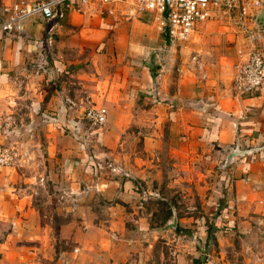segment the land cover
<instances>
[{
    "label": "crops",
    "instance_id": "1",
    "mask_svg": "<svg viewBox=\"0 0 264 264\" xmlns=\"http://www.w3.org/2000/svg\"><path fill=\"white\" fill-rule=\"evenodd\" d=\"M33 1L0 0V19L7 5ZM77 5L0 33V102L28 111L31 167L0 166V264H264V84L233 88L241 34L209 18L170 42L150 12ZM89 103L107 111L91 155ZM131 138L147 151L164 146L182 166H103ZM161 174L179 187L196 179L203 213L182 211L177 197L157 222ZM188 229L206 247L185 243Z\"/></svg>",
    "mask_w": 264,
    "mask_h": 264
},
{
    "label": "built area",
    "instance_id": "2",
    "mask_svg": "<svg viewBox=\"0 0 264 264\" xmlns=\"http://www.w3.org/2000/svg\"><path fill=\"white\" fill-rule=\"evenodd\" d=\"M94 4L97 9L112 12L123 9L129 13L150 12L160 31L170 42L187 41L195 30L196 23L213 17L228 21L234 31L242 36L236 48L238 62L232 78L237 93H250L264 84V27L259 21L264 0H35L13 2L5 7L6 15L0 19V33L20 32L24 22L33 16L52 18L60 14L62 4ZM78 6V5H77ZM196 56H192L195 58ZM2 62L0 59V78ZM103 105L89 104L83 116L89 124L100 128L106 121ZM5 126L12 121L4 117ZM20 153L14 146L0 147V164L19 163ZM196 233V232H195ZM195 235V234H194Z\"/></svg>",
    "mask_w": 264,
    "mask_h": 264
},
{
    "label": "rangeland",
    "instance_id": "3",
    "mask_svg": "<svg viewBox=\"0 0 264 264\" xmlns=\"http://www.w3.org/2000/svg\"><path fill=\"white\" fill-rule=\"evenodd\" d=\"M213 18L217 19L218 17H213ZM28 65H30V69H32L35 66H39V64H37L34 60L33 62L30 61V64ZM44 65L45 66H42V67H47L48 65H50V62L49 64H44ZM34 77L35 79L37 78L36 76ZM40 78H41L42 84H44L45 86L44 90L45 91L49 90L48 89L49 83H52L54 81V78L53 77L51 78L48 75V72L46 70H45V73L41 75ZM60 82H61L60 77H56L55 86L57 87V89L60 88L58 86ZM22 103L23 101L19 102V101L11 100L10 101L11 107L7 108L5 104L1 105V102H0V147L3 145L14 146L20 153L19 163L15 165L0 164V166H12V167L14 166V168L19 167L21 169L31 168L30 165L26 166L25 164L26 163L25 156H27V148L28 149L30 148V146L27 143L28 141L26 140V137L29 136V134H27L28 133L27 130L29 129L27 128V125L30 123H26L25 121V119L29 117V114L27 110H24V108L21 107ZM24 111H26V113H24ZM7 115L15 116L14 118L15 121L13 120V122L5 126L3 122V118ZM85 125L87 127V135H85V137L88 138L87 141H89L85 149L87 151L86 153L88 155H91L92 147H93L92 142L95 141V135L100 133L103 130V127H102L103 125L100 128H98L96 126L89 124V122L87 121L85 122ZM73 138L74 140H78L76 137H73ZM90 161L92 162L91 166H97L95 161L93 160H90ZM100 161L103 163V166H118V164H121V166H182L180 163V160L177 161L176 157L171 156L166 151V148L164 146H162V149L161 147L160 148L156 147L152 151H147L143 148V144L140 141V139H133V138L126 141V143L124 144V149L121 153H118L116 151L109 152L108 155L101 156ZM68 166H72L71 162L68 164ZM185 166H188V165H185ZM185 173L187 175L184 176V179H186L188 176H192V173H194V171L192 172L191 170L186 169ZM173 176H175L174 170L172 174L170 175V177H173ZM153 180H154V185L152 189L154 190V192L151 194L154 197V199L157 201V204H155L156 209L158 211V216L156 218L157 222H160V217L166 214L165 202L173 201V203H177L176 202L177 197L181 200V202L179 203V208H181L182 211L191 212V213H194L195 215L203 213L202 212L203 208H201V204L200 202H198L197 196H196L197 188L199 187L195 182L196 179H192V182H189L188 179L185 180L186 184L183 185V187H179L177 183L176 185H171L172 182L167 181L163 174H161V176L159 177H154ZM48 191H49V188L44 187L43 194L47 193ZM182 195L183 197L181 198ZM162 197L164 198L167 197V199H164ZM213 210H214L213 212L215 213L216 209H213ZM212 216L213 214H211V217ZM58 217L59 219H57L56 222L61 221V217L60 216ZM216 219L219 222L224 221L222 216L218 212L216 214ZM202 220H204L205 222L207 219L206 220L202 219ZM188 230L189 231L187 232L186 231L180 232L182 233L180 235V238L183 241H185V243L186 241L190 240L192 241L191 243L193 245H197V246L200 245L202 247H206V245L208 244V241L203 239L200 233H195V231L192 232V230L190 229ZM209 238H210V235H209ZM212 239L213 238L210 239V243L213 242ZM206 256L207 255H204V252H203L202 259L205 260Z\"/></svg>",
    "mask_w": 264,
    "mask_h": 264
},
{
    "label": "water",
    "instance_id": "4",
    "mask_svg": "<svg viewBox=\"0 0 264 264\" xmlns=\"http://www.w3.org/2000/svg\"><path fill=\"white\" fill-rule=\"evenodd\" d=\"M259 21L261 22L262 26L264 27V11L259 14Z\"/></svg>",
    "mask_w": 264,
    "mask_h": 264
},
{
    "label": "trees",
    "instance_id": "5",
    "mask_svg": "<svg viewBox=\"0 0 264 264\" xmlns=\"http://www.w3.org/2000/svg\"><path fill=\"white\" fill-rule=\"evenodd\" d=\"M63 126H65V125H63ZM183 260H184V258H183ZM184 262H186V261L184 260Z\"/></svg>",
    "mask_w": 264,
    "mask_h": 264
}]
</instances>
